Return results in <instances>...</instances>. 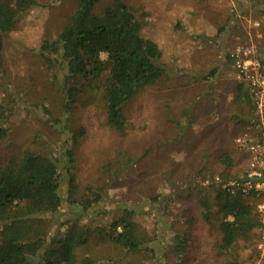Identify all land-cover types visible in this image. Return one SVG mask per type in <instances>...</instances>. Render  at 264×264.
Masks as SVG:
<instances>
[{
  "label": "rangeland",
  "instance_id": "obj_1",
  "mask_svg": "<svg viewBox=\"0 0 264 264\" xmlns=\"http://www.w3.org/2000/svg\"><path fill=\"white\" fill-rule=\"evenodd\" d=\"M120 1L144 21L141 34L158 45L165 77L122 108V133L108 124L98 104L65 115L60 85L38 52L43 41L56 38L69 24L77 0H35L4 41L1 166H16L25 151L60 161H65V150L73 151L77 197L91 198L94 192L102 200L87 211L71 205L47 219L49 237L65 236L73 227L88 234L77 249L80 261L223 264L235 256L238 264H264L257 250L260 232L255 246L239 243L229 255L218 254V199L214 188H206L217 184L216 178H241L248 169L249 155L236 147V140L247 131L252 106L239 93L228 58L234 45L246 41L225 37L230 25L233 32V23L239 25L238 16L243 23L264 19V0ZM112 2L99 0L94 13L102 14ZM259 29L251 28L252 36ZM224 154L234 163L227 179L219 161ZM199 189L210 208L208 222ZM123 216L149 235L148 251L131 253L109 241L108 225ZM176 236L186 239L179 256L172 251Z\"/></svg>",
  "mask_w": 264,
  "mask_h": 264
},
{
  "label": "trees",
  "instance_id": "obj_2",
  "mask_svg": "<svg viewBox=\"0 0 264 264\" xmlns=\"http://www.w3.org/2000/svg\"><path fill=\"white\" fill-rule=\"evenodd\" d=\"M98 2L77 0L69 24L56 38L43 41L38 55L60 85L65 115L77 107L98 104L104 108L108 124L122 133L126 125L122 108L137 93L160 82L166 69L158 45L141 34L145 23L137 10L113 0L99 15L94 13ZM35 5V0H0V89L5 38L13 23ZM244 98L250 103L247 94ZM1 111L0 107V120ZM53 122L62 131L65 129L60 121ZM5 134L0 127V139ZM64 159L25 151L16 166L4 169L0 164V264H90L89 259L78 258L77 249L86 244L88 235L81 228L67 229L65 236L49 237L51 221L47 216L61 213L71 205L87 211L102 200L94 192L92 199L77 197L73 151L65 150ZM219 161L225 168L221 176L231 178V157L224 154ZM210 186L219 205L218 254L229 255L239 243L255 246V234L260 228L257 206L262 195H230L220 183L206 188ZM199 202L208 222L210 208L205 194ZM108 226L109 241L121 250L138 253L147 250L146 244L152 242L129 217L114 219ZM185 245L186 239L176 236L174 255H181ZM223 264H238V257Z\"/></svg>",
  "mask_w": 264,
  "mask_h": 264
},
{
  "label": "built area",
  "instance_id": "obj_3",
  "mask_svg": "<svg viewBox=\"0 0 264 264\" xmlns=\"http://www.w3.org/2000/svg\"><path fill=\"white\" fill-rule=\"evenodd\" d=\"M264 19L249 21L258 30ZM234 78L249 87L254 117L247 131L236 140V147L249 155L248 169L243 177L221 182L223 191L246 197L251 193L262 195L257 206L260 221V242L257 250L264 255V56L254 42L237 43L228 54Z\"/></svg>",
  "mask_w": 264,
  "mask_h": 264
},
{
  "label": "crops",
  "instance_id": "obj_4",
  "mask_svg": "<svg viewBox=\"0 0 264 264\" xmlns=\"http://www.w3.org/2000/svg\"><path fill=\"white\" fill-rule=\"evenodd\" d=\"M236 19L238 20V24L239 25H236V23H233V25H234L233 26V30H234V32H236L235 31V28H236L237 31H240L242 33V35H244V38L240 37L241 34L239 35V34L234 33L232 31L231 25H230V27H228L230 32H227V35H226L225 38H227V37H229L231 35L232 37H236L234 39L235 40L234 42H236L240 38L243 39L242 41H244V42L246 41V43L254 42L256 45H258L260 47L261 53L264 56V35H263L264 34V30H263V33H262V31H260V29H259V31L256 32V35L252 36L251 31H253V30H251L250 25H247V26L245 25V24H248L249 20L246 21V23H243L240 20V16H238V18H236ZM262 26H263V24H262ZM246 36H248L247 39H246ZM254 38H256V39H254ZM232 71H233V69H232ZM239 84H240L238 86L239 93L247 94L249 96V99H250V104L252 106V117H251V121H250V124H251V122L253 120V117H254V112H253V104H252V100H251V97H250L249 87H248V85L246 83H239Z\"/></svg>",
  "mask_w": 264,
  "mask_h": 264
}]
</instances>
